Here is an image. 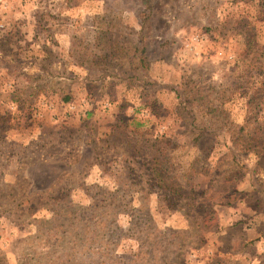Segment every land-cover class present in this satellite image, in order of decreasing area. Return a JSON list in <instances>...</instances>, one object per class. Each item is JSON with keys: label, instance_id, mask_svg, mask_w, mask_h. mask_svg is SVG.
I'll use <instances>...</instances> for the list:
<instances>
[{"label": "rangeland", "instance_id": "374dc122", "mask_svg": "<svg viewBox=\"0 0 264 264\" xmlns=\"http://www.w3.org/2000/svg\"><path fill=\"white\" fill-rule=\"evenodd\" d=\"M0 264H264V0H0Z\"/></svg>", "mask_w": 264, "mask_h": 264}]
</instances>
